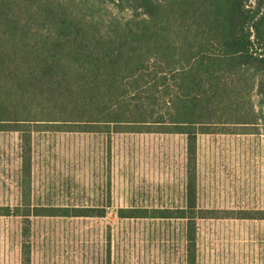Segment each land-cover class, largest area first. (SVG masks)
<instances>
[{"label": "trees", "instance_id": "16d2710c", "mask_svg": "<svg viewBox=\"0 0 264 264\" xmlns=\"http://www.w3.org/2000/svg\"><path fill=\"white\" fill-rule=\"evenodd\" d=\"M264 126V0H0V132L22 140L31 174L40 132L159 133L186 138L184 201L119 207V218L185 222V264H198V221L264 219L258 209L199 205L202 134ZM21 194L30 199V185ZM107 206L0 205L23 218L104 217Z\"/></svg>", "mask_w": 264, "mask_h": 264}, {"label": "rangeland", "instance_id": "374dc122", "mask_svg": "<svg viewBox=\"0 0 264 264\" xmlns=\"http://www.w3.org/2000/svg\"><path fill=\"white\" fill-rule=\"evenodd\" d=\"M236 131L199 136V205L264 211V126ZM21 145L17 132H0V205L108 207L104 217H32L30 264H185L184 221L116 212L183 203L185 136L35 133L26 180ZM23 225L0 216V264H22ZM198 250V264H264V219H201Z\"/></svg>", "mask_w": 264, "mask_h": 264}]
</instances>
